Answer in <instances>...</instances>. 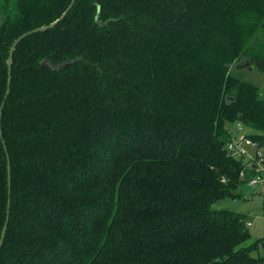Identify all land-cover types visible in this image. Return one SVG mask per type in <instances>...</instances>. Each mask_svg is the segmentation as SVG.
<instances>
[{"label":"trees","instance_id":"1","mask_svg":"<svg viewBox=\"0 0 264 264\" xmlns=\"http://www.w3.org/2000/svg\"><path fill=\"white\" fill-rule=\"evenodd\" d=\"M72 1L0 0V264H264L214 208L235 125L264 147V0H76L6 98Z\"/></svg>","mask_w":264,"mask_h":264},{"label":"rangeland","instance_id":"2","mask_svg":"<svg viewBox=\"0 0 264 264\" xmlns=\"http://www.w3.org/2000/svg\"><path fill=\"white\" fill-rule=\"evenodd\" d=\"M2 21L3 14L0 11V23ZM258 37L260 46H264V28L260 30ZM242 65H245L244 62ZM239 75L248 81L260 85L264 95V75L261 74L253 64L250 63L249 67L242 73H239ZM214 208H227L236 212L248 214L249 219L247 221L253 222V226L248 227L252 234V238L247 245L259 239H262V242L264 241V193L261 187L249 188L247 186H240L235 198L222 200L216 203ZM258 254L264 256V247H260Z\"/></svg>","mask_w":264,"mask_h":264},{"label":"built area","instance_id":"3","mask_svg":"<svg viewBox=\"0 0 264 264\" xmlns=\"http://www.w3.org/2000/svg\"><path fill=\"white\" fill-rule=\"evenodd\" d=\"M254 134L255 131L244 123H238L226 148L229 156L243 161L240 178L244 185L249 188L261 187L264 193V147L251 138ZM246 225L252 227L253 222L247 221Z\"/></svg>","mask_w":264,"mask_h":264},{"label":"water","instance_id":"4","mask_svg":"<svg viewBox=\"0 0 264 264\" xmlns=\"http://www.w3.org/2000/svg\"><path fill=\"white\" fill-rule=\"evenodd\" d=\"M75 2H76V0H73L72 1V4L69 7L68 11L59 20H57L56 22H54L53 24H51L49 26H46V27H43V28H40V29L31 31V32H28V33L20 36L16 40V42L12 45L11 50H10L9 59H8L9 80H8V90H7L6 98L10 94L11 82H12V72H13V57H14V53H15V50H16L17 46L20 44V42L24 38H26L27 36L31 35L32 33L46 31V30L51 29V28L55 27L56 25H58L60 23V21H62L66 17V15L68 14V12L73 8ZM243 62L245 63V65L240 64V65L236 66L237 69H246L247 67H249L250 62L247 59L244 60ZM71 63L72 62H67L65 64H61V65L55 66V67H53V69L60 70V69H63L64 67L70 65ZM4 105H5V102L3 103V105H2V107L0 109V123H1L2 117H3V108H4ZM0 136L3 138V132H2V129H1V125H0ZM8 168H9V195H11L12 175H11V165H10V163H9ZM10 198H11V196H10ZM10 198H9V203H8L7 220H6V224L4 226L3 233H2V238H1V241H0V252H1L2 246L4 244V240L6 238L7 229H8V223H9V219H10V205H11V199Z\"/></svg>","mask_w":264,"mask_h":264}]
</instances>
